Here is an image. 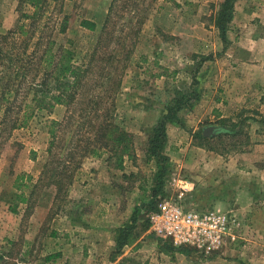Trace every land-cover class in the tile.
Wrapping results in <instances>:
<instances>
[{
    "label": "rangeland",
    "instance_id": "374dc122",
    "mask_svg": "<svg viewBox=\"0 0 264 264\" xmlns=\"http://www.w3.org/2000/svg\"><path fill=\"white\" fill-rule=\"evenodd\" d=\"M221 1L52 2L45 15L52 36L79 63L90 61V74L68 108L37 111L22 127L10 129L9 116L0 125V264H264V0L235 2L226 44L214 25ZM25 11L24 0H0V33ZM178 90L195 96L166 125L159 187L162 161L146 157L147 140ZM89 97L90 120L82 114ZM104 116L131 135L133 156L120 168L113 152L82 155ZM209 127L211 140L194 137ZM177 180L193 185L186 205L237 219L218 252L148 231V213L176 194ZM92 214L102 243L88 252L65 234L70 220Z\"/></svg>",
    "mask_w": 264,
    "mask_h": 264
},
{
    "label": "trees",
    "instance_id": "16d2710c",
    "mask_svg": "<svg viewBox=\"0 0 264 264\" xmlns=\"http://www.w3.org/2000/svg\"><path fill=\"white\" fill-rule=\"evenodd\" d=\"M24 1L29 11L20 13L12 29L0 33V125L5 126L9 116L10 129L25 126L37 111H50L57 105L67 108L71 106L90 74V61L79 63L72 47L57 45L50 27L45 22L46 13L52 2L56 0ZM236 1L222 0L215 13L214 25L224 44L228 42L226 32L234 14ZM66 22L67 18L64 16L59 23V32H65ZM81 24L89 30L95 27L94 22L90 20H83ZM193 93V91H176L177 95L170 104L166 105L165 113L148 136L146 157L162 161L160 172L155 176L159 187L163 185L162 177L167 171L164 165L165 157L161 153L166 138V125L176 118L177 112L186 105L190 95L195 96ZM89 98L87 108L82 113L85 119H88L86 117L91 111L94 113L96 111V104L91 102L94 99ZM52 124L58 122L52 121ZM49 132L55 136L53 128ZM236 132L232 131L231 134L234 135ZM224 133L220 132L217 135ZM194 137L203 140L213 138L205 136L202 129L196 131ZM85 141L82 147L85 151L83 156L101 157L106 152H113L119 168L123 164L124 157L133 156L131 135L107 120L105 116L95 128L93 137ZM128 228L126 226L120 229L119 237L122 240L127 238L128 233L125 230Z\"/></svg>",
    "mask_w": 264,
    "mask_h": 264
},
{
    "label": "built area",
    "instance_id": "2783aa9c",
    "mask_svg": "<svg viewBox=\"0 0 264 264\" xmlns=\"http://www.w3.org/2000/svg\"><path fill=\"white\" fill-rule=\"evenodd\" d=\"M176 194L156 203L148 213V231L174 246H188L202 254L216 253L240 226L229 212L199 209L184 203L192 183L177 180Z\"/></svg>",
    "mask_w": 264,
    "mask_h": 264
},
{
    "label": "crops",
    "instance_id": "0c3cea01",
    "mask_svg": "<svg viewBox=\"0 0 264 264\" xmlns=\"http://www.w3.org/2000/svg\"><path fill=\"white\" fill-rule=\"evenodd\" d=\"M227 193H228L227 188H225L224 192H223V194H225V195H223L224 198H227V195H226ZM88 198H90L89 202L94 201V200L95 201L98 200L97 198H94V199H91V197H88ZM94 216H95V214H94ZM94 216L92 214L91 218L89 220L88 219H83V221L75 220V222L70 220L67 223L68 226L66 228H68V229H66V231L68 233H66L65 235L70 234L69 233L70 231L72 234H76V236H74V238L72 239V242H74L76 244L75 248L83 245L84 247L87 248L88 252H91L93 250H98L99 245L102 243V241L98 240L96 231L99 229H102L103 227H99V225L94 221V219H95V218L93 219ZM104 226H106V224H104ZM108 242L111 243V240H108ZM89 258H90V256H89ZM89 263L92 264L91 262H89ZM83 264H85V263H83Z\"/></svg>",
    "mask_w": 264,
    "mask_h": 264
},
{
    "label": "water",
    "instance_id": "95a60500",
    "mask_svg": "<svg viewBox=\"0 0 264 264\" xmlns=\"http://www.w3.org/2000/svg\"><path fill=\"white\" fill-rule=\"evenodd\" d=\"M214 128V127H213ZM212 127H209V129H204L203 133L204 135L207 133V131H211L213 129ZM215 130V129H214Z\"/></svg>",
    "mask_w": 264,
    "mask_h": 264
}]
</instances>
